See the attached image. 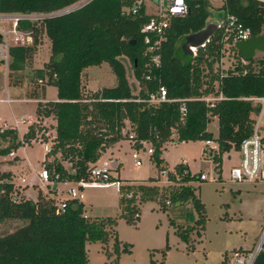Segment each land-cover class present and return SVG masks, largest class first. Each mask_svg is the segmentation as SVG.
<instances>
[{"label": "trees", "instance_id": "1", "mask_svg": "<svg viewBox=\"0 0 264 264\" xmlns=\"http://www.w3.org/2000/svg\"><path fill=\"white\" fill-rule=\"evenodd\" d=\"M79 1L0 0V12L48 15L40 22L21 23L31 32L32 40L10 47L7 68L10 77L23 71L42 36L48 37L51 54L36 71V79L41 89L54 86L57 99L38 101L35 114L39 120H54L55 134L47 153L53 158L44 160L49 180L52 184L89 180L90 168L107 148L121 139L131 140L135 148L148 142L150 159L158 171L164 172L167 183L160 185L158 177L122 181L112 176L107 183H119L121 216L128 222L139 218V206L148 201L157 202L163 212L190 204L192 212L186 215L190 223L179 225L170 217L169 223L193 251L192 235L200 239L207 223L205 206L192 185L201 180L200 174H191L185 163L168 170L162 151L173 136L180 142L212 140L207 124L216 117L217 151L210 150L208 156L220 172L222 155L239 150L242 140L251 134L256 107L241 97L264 96V55L243 62L232 39L222 41V22L227 13L233 14L250 29L251 36L259 35L264 29V4L255 0H185L187 13L172 16L156 43L158 35L142 31L152 15L144 7L137 13L129 11L133 0H89L67 13L54 15ZM209 21L218 23L217 31L194 55H186L181 47L183 37L201 30ZM225 43L235 60L220 66ZM125 59L131 64L136 87L128 81ZM102 63L109 65L117 84L86 93L83 70ZM160 87L166 91V100L149 102ZM29 94V98H36L38 92ZM220 96L211 102L204 100ZM127 123L129 129L123 133ZM42 130V125L32 124L18 140L15 129L1 131L0 127V166L8 161L2 158L10 151L31 143ZM56 193L49 185L48 193L38 191L35 201L19 195L12 172L0 168V223L20 221L14 229L0 234V264H89L86 242L107 243L111 236L115 260L121 251H131L129 245L121 246L116 236L115 218L85 216L79 200H67L65 211L57 213ZM167 249L168 245L161 250V261L151 259V264H165ZM222 264L231 263L225 256ZM254 264H264V242Z\"/></svg>", "mask_w": 264, "mask_h": 264}, {"label": "rangeland", "instance_id": "2", "mask_svg": "<svg viewBox=\"0 0 264 264\" xmlns=\"http://www.w3.org/2000/svg\"><path fill=\"white\" fill-rule=\"evenodd\" d=\"M220 3V0H214ZM149 12L156 11L149 0L146 1ZM50 40L42 36V42L33 54L23 71L14 72L10 77L8 64L0 62V125L18 130V140L22 139L23 133L29 124L37 121L35 115L36 103L40 100H54L56 88L45 85V95H40L41 83L36 79V71L43 67L51 54ZM229 46L224 45L219 65L227 66L235 60V55ZM264 53L257 51L254 58H260ZM242 61L246 62V60ZM128 81L132 85L137 82L132 76L130 62L125 59ZM82 85L84 91L90 93L103 87H113L117 84V78L109 65L102 63L100 66L87 67L82 72ZM19 84H15L18 83ZM38 92L36 98H29V93ZM17 99L6 102L3 99ZM44 98V99H42ZM19 99V100H18ZM23 120L26 123H23ZM42 122L44 131L50 136L45 137L46 143L33 140L31 143L22 145L15 149L17 159L15 163H5L4 170L14 173L13 182L21 185L24 195L36 199L38 190L45 191L38 179L45 159L52 160L45 146L52 144L54 137V124L52 118H44ZM129 124L123 128V133L128 131ZM207 130L213 134L209 147L217 151L218 120L213 117L207 124ZM264 132V126H263ZM151 145L143 142L140 148H135L129 139H121L118 143L105 150L98 160L111 161L117 159L119 168L111 167L110 174L113 178L122 181L146 180L149 177H158L159 184H166V175L155 166L150 159L148 149ZM203 141H177L175 136L164 145L162 151L163 164L168 170H172L178 163H185L191 174H204L205 180H197L192 183L195 186L197 197L204 204L207 214V223L201 238L192 235L194 250H190L189 243L181 240L176 234L175 228L169 223V217L179 225L185 226L187 212H192L190 204H184L170 211L159 210L157 202L148 201L139 206V218L128 222L121 216L122 210L119 199L120 193L116 182L103 186H90L82 189L84 197L80 199L83 203L85 216L90 218L113 217L117 220L114 226L116 236L121 246L129 245L130 252L121 251L117 260L113 252L114 236L107 243L99 241H87L85 244L89 264H151V259L157 262L162 260L161 250L166 248L165 264H222L226 256L230 262L235 250L254 251L259 242L264 228V182H247L230 180V169L240 164V153L232 149L222 155L221 171L215 168V163L208 156L209 151ZM136 152L141 158V165H136L132 154ZM55 157L59 160L60 154ZM7 159V156L2 158ZM65 167L69 164L62 162ZM21 173H24L25 181H21ZM57 200L69 199L67 190L76 188L72 182H59ZM20 223L19 220L0 223V234L14 229ZM110 253V256L107 255ZM152 253V256H151ZM115 260V261H114Z\"/></svg>", "mask_w": 264, "mask_h": 264}, {"label": "built area", "instance_id": "3", "mask_svg": "<svg viewBox=\"0 0 264 264\" xmlns=\"http://www.w3.org/2000/svg\"><path fill=\"white\" fill-rule=\"evenodd\" d=\"M89 0H82L76 4L68 7L56 14L67 13L74 7H79ZM147 0H133V4L129 8L132 13H137L142 7L147 8ZM154 6H156V11L149 12L146 10L147 14L152 15V18L143 26V32H152L159 36V39L164 34L166 27L168 26V20L172 16H183L188 11V6L185 0H167L166 7L163 6V0H158L154 2L149 0ZM259 3L264 4V0H255ZM48 15L42 13H19V12H0V62L3 64H8L10 60V47L14 45H23L25 43H30L31 32L25 30L20 25L24 21L28 22H40L43 18ZM222 41H227L231 38L233 43L237 40H245L251 37V31L249 28L244 27L237 17L233 14L227 13L222 22ZM228 46L227 43H225ZM154 61L157 57L153 58ZM220 97H206L205 101L211 102ZM241 99L251 101L256 108L253 116L252 132L251 134L244 138L239 145L240 153V164L236 167L230 169V180L232 181H247L251 183L264 182V96H248L241 97ZM6 102H11L9 98L3 99ZM166 100V91L163 87H160L157 95H151L149 102L159 103ZM182 111L185 109L182 107ZM23 123H26L23 120ZM3 128H1L2 131ZM43 135L48 137V133L44 130L36 133V139L46 143ZM132 137V136H130ZM53 139V138H52ZM211 140H206L204 148V153L208 150H213L209 147ZM45 150L48 153L51 150V145H46ZM152 149H148V153H151ZM209 154V153H208ZM13 157L14 152L10 151L8 154ZM132 157L136 165H141L142 161L138 153L134 152ZM113 167L111 161H103L102 163H95L89 170L90 179L89 180H78L74 182L76 188H69L67 190L69 194V199H64L57 202V213H63L67 207V200H80L83 198L82 189L90 186H103L107 185V181L111 177L110 170ZM164 173V172H163ZM58 175H56L57 177ZM40 177L44 181L49 180V172L43 167L40 172ZM200 179L205 180L207 177L204 174H200ZM117 183V182H116ZM17 199V196H14ZM264 242V228L261 233L259 242L257 243L254 251H234L232 258L230 260L231 264H254L255 258L259 251L262 249V244Z\"/></svg>", "mask_w": 264, "mask_h": 264}, {"label": "water", "instance_id": "4", "mask_svg": "<svg viewBox=\"0 0 264 264\" xmlns=\"http://www.w3.org/2000/svg\"><path fill=\"white\" fill-rule=\"evenodd\" d=\"M157 2L158 0H152ZM167 0H163V6L166 7ZM77 7H74L75 9ZM218 23L209 21L201 30L187 34L183 37L181 47L186 55H194L196 50L203 47L217 31ZM31 40V37H29ZM234 48L241 54L243 60L249 61L254 58L257 51L264 53V29L261 34L251 36L245 40H237L233 43ZM2 63V62H1ZM259 109L256 108V111ZM53 190L56 184L53 185Z\"/></svg>", "mask_w": 264, "mask_h": 264}, {"label": "crops", "instance_id": "5", "mask_svg": "<svg viewBox=\"0 0 264 264\" xmlns=\"http://www.w3.org/2000/svg\"><path fill=\"white\" fill-rule=\"evenodd\" d=\"M40 93V95L42 94L43 96L42 97H44V95H45V89L43 88V89H41V91L39 92ZM56 95H57V93H56ZM10 99V98H9ZM42 99H44V98H42ZM57 99V97L54 99V100H56ZM11 100V102L13 101V100H17V99H10ZM19 100V99H18ZM36 108V107H35ZM35 111V110H34ZM36 115V114H35ZM42 122H45V120L43 121V119H41V120H39L38 118H37V121L36 122H33V123H31V124H29L28 126H27V128H26V131L28 130V127L30 126V125H32V124H40V125H42ZM52 123L54 124V120L52 121ZM6 125H5V123H3L2 124V126L0 125V127L1 128H3V129H5L6 127H5ZM43 126V125H42ZM8 128V127H7ZM13 129V128H12ZM16 131H17V134H18V130L17 129H15ZM25 131V132H26ZM24 132V133H25ZM23 133V134H24ZM48 134H49V132H47ZM50 135V134H49ZM22 137H23V135H22ZM33 141V140H32ZM28 144V143H27ZM25 145V144H24ZM108 149V148H107ZM106 149V150H107ZM13 152H14V156L13 157H11V156H9V155H6L7 156V159H5V160H8L7 162H4L1 166H0V168L2 169V170H4L2 167H3V165L5 164V163H9V164H12V163H15L16 162V159H17V154H16V151L15 150H12ZM5 156V157H6ZM13 158H15V159H13ZM13 159V161H12V163L10 162V160H12ZM111 162H112V165H113V167L114 168H119V163H118V161H117V159H112L111 160ZM43 167H44V163H43ZM42 167V168H43ZM9 170V169H8ZM42 170V169H41ZM11 171V170H10ZM12 172V174H13V178H14V173H13V171H11ZM41 172V171H40ZM40 172H38V179L41 181V186H44V187H46V189H45V191L44 190H42V189H39L38 191H41V192H43V193H48V188H49V185H52V187H53V185L54 184H56V190L58 189V183H53L52 184V182L50 181V180H48V181H44L41 177H40ZM21 181L22 182H24L25 181V179H24V173H21ZM15 184V183H14ZM15 187L17 188V191H18V193H19V195H22V196H25V197H27V198H30V199H32L31 197H28V196H26V195H24L23 194V192H21V190H20V188H21V185H16L15 184ZM54 189V190H55ZM52 190H53V188H52ZM51 195V194H50ZM54 196V195H53ZM55 197V196H54ZM84 197V196H83ZM37 198V197H36ZM32 200H36V199H32ZM61 200H64V199H61ZM61 200H59V201H61ZM247 251H250V250H247Z\"/></svg>", "mask_w": 264, "mask_h": 264}]
</instances>
